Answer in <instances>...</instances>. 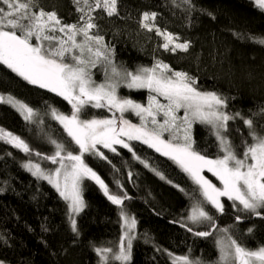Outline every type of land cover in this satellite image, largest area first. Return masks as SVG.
<instances>
[{
	"label": "trees",
	"instance_id": "16d2710c",
	"mask_svg": "<svg viewBox=\"0 0 264 264\" xmlns=\"http://www.w3.org/2000/svg\"><path fill=\"white\" fill-rule=\"evenodd\" d=\"M35 8L56 12L65 24L77 23L81 15L73 0H35ZM145 12L157 14L155 21H147L155 25L152 31L141 26ZM92 16L98 34L114 50L118 67L135 71L162 61L175 71L186 72L196 79L198 90L226 97V111L252 119L255 130L264 135V113L260 112L264 108V46L249 39L264 38V11L253 0H191V6L185 0H117V14L108 16L100 8ZM155 28L179 37V42H189V50H165L164 37ZM0 94L11 95L38 113L35 121H26L12 105L0 104V128L20 137L30 149L25 152L0 139V264H103L95 249L116 248L123 234L120 208L136 222L130 259L120 263L108 254V264H172L173 255L215 264L219 259L216 237L222 229H228L246 248L264 246V208L258 210L260 215L239 211L227 197L221 198L222 213L205 204L217 225L212 235H194L210 230L207 222L197 226L188 221L195 199H202L198 186L173 160L138 140L128 141L132 152L118 144L113 145L116 152L101 148L106 160L83 154L85 164L104 181L109 194L127 198L122 205L113 204L100 185L86 177L81 183L84 207L74 217L77 232H73L68 203L52 184L24 165L33 161L48 171L56 168L45 159L56 151L51 139L79 153L50 111L55 108L69 115L71 105L27 83L4 65H0ZM128 94L145 103L149 93ZM109 114L107 109L88 107L82 118ZM125 118L137 120L131 113ZM224 135L237 154L243 153L244 141L251 142L249 129L239 117L228 122ZM192 136L202 155L209 159L223 155L207 126L195 123ZM206 175L218 184L215 176Z\"/></svg>",
	"mask_w": 264,
	"mask_h": 264
},
{
	"label": "snow or ice",
	"instance_id": "6c2138e0",
	"mask_svg": "<svg viewBox=\"0 0 264 264\" xmlns=\"http://www.w3.org/2000/svg\"><path fill=\"white\" fill-rule=\"evenodd\" d=\"M73 3L81 15L77 23L65 24L54 11H37L35 0H0V4L6 6L0 7V65L6 66L27 83L55 93L71 105L69 115L55 108L50 111L63 125L71 141L78 146L79 154H73L64 144L51 139L56 151L45 159H50L53 164L59 163V167L50 173L43 172L39 165L25 167L29 170L35 168L33 175L53 184L60 195L69 201L72 231L77 232V229L71 214L79 213L84 207L81 198V182L84 178L94 179L113 204L122 205L123 199L127 198L110 195L104 181L82 159L83 153L88 152L106 160L107 157L97 145L116 152L113 145L118 144L132 152L129 143L122 137H127L129 141H141L169 157L198 186L196 191L202 199H195L188 221L197 226L207 222L210 230L197 231L194 235L209 237L215 231V220L206 210L205 204H210L222 213L224 205L221 197H227L239 211L260 215L258 210L264 208V135L255 130L253 120L238 112L228 113L226 97L216 92L198 90L194 77L186 72L175 71L162 61H156L152 67L139 66L135 71L118 67L113 58L114 50L98 34V26L92 16V12L100 8L108 16L117 14V0H73ZM185 3L191 6V0H185ZM254 3L264 11V0H254ZM156 15L145 12L141 26L152 31L155 25L147 21H155ZM93 29L97 31H91ZM155 30L164 37L162 47L165 50H189V42H176L179 37L162 32L159 28ZM61 33L62 36L59 35ZM249 39L264 46V38ZM97 65L101 66L104 73L102 83L93 79L92 69ZM120 87L147 90V105L120 96ZM158 97H163L166 103H161ZM3 103L15 107L26 121L35 115L31 107L11 95L0 94V104ZM88 107L107 109L112 115L110 118L84 119L82 113ZM180 110H183L182 116L178 115ZM127 112L134 113L141 123L133 124L126 119ZM260 112L264 113V108ZM237 117L248 127L251 139V142L244 141L242 154H237L231 141L224 135L228 122ZM197 122L207 126L216 137L222 156L209 159L196 150L192 127ZM165 133H168V138L164 137ZM0 139H6V142L25 152L30 151L20 137L2 128ZM141 163L149 166L144 161ZM205 170L212 173L222 187H217L207 179L203 175ZM156 175L164 179L161 173L156 172ZM121 216L130 232L135 227V219L125 217L123 211ZM188 231L192 232L193 229L189 227ZM222 231L225 236L216 240L219 251L216 264H264V246L246 248L228 234V229ZM132 238L128 235L127 246L121 242L117 252L112 248H96L95 251L101 256L103 264H108V254L115 261L127 262L130 259ZM172 264H205V261L186 255L173 257Z\"/></svg>",
	"mask_w": 264,
	"mask_h": 264
},
{
	"label": "rangeland",
	"instance_id": "374dc122",
	"mask_svg": "<svg viewBox=\"0 0 264 264\" xmlns=\"http://www.w3.org/2000/svg\"><path fill=\"white\" fill-rule=\"evenodd\" d=\"M254 1V0H253ZM2 5H0V7H1ZM39 9H41V8H38V9H36L37 11L39 10ZM45 11V10H44ZM46 12H48V11H46ZM59 35H63L62 33L61 34H59ZM176 42H179V41H176ZM171 47V46H170ZM92 74H93V79L94 80H96L98 83H102L103 81H104V73H103V70H102V68H101V66L100 65H97L95 68H93L92 69ZM96 76H100V78H98V77H96ZM130 91H139V90H134V89H128V88H126V87H120L119 89H118V94L120 95V96H122V97H127V98H130V99H133L134 97H132V96H130L129 94H128V92H130ZM149 95V94H148ZM148 95H147V97H146V101H145V103H142V102H138V101H136V102H138V103H141V104H144V105H147V103H148ZM5 96H8V95H5ZM158 99L160 100V102L161 103H166V101L164 100V98L163 97H158ZM134 100V99H133ZM15 108V107H14ZM20 112V111H19ZM34 113H35V115L33 116V118L31 119V121H35L36 119H37V117H38V113L37 112H35L34 111ZM110 113V112H109ZM127 113H131V114H133V115H135L134 113H132V112H127ZM126 114V113H125ZM111 113L109 114V115H107L106 117H104V118H110L111 117ZM117 115H119L118 113H117ZM178 115H183V110H180V112L178 113ZM136 116V115H135ZM137 117V116H136ZM158 119H162V117H158ZM128 120H130L133 124H140L141 123V120H140V118L139 117H137V120H131V119H128ZM195 124V123H194ZM193 124V125H194ZM192 129H193V127H192ZM15 136V135H14ZM164 137L165 138H168V133H165L164 134ZM127 143H128V141L129 140H127V137H122ZM97 148L101 151V148H103V146L102 145H97ZM72 152V151H71ZM88 152H85V154H87ZM73 154H76V153H74L73 152ZM79 154V153H78ZM84 154V153H83ZM83 156V155H82ZM64 163H70L69 161H64ZM24 165L26 166V165H39V167H40V169L43 171V172H45V173H50V172H54V170L56 169V168H58L59 167V163H57L56 165V168H54L53 170H51V171H48V170H45L44 168H43V166L41 165V164H38L37 162H33V161H27V162H25L24 163ZM27 168V170H29V168L28 167H26ZM32 174H33V172L35 171V168H32L31 170H29ZM206 172H208L207 170H205L204 172H203V175L207 178V175H206ZM208 173H210V172H208ZM210 174H212V173H210ZM34 176H36V177H38L37 175H34ZM39 178V177H38ZM41 179H43V178H41ZM85 179V178H84ZM83 179V180H84ZM45 180V179H44ZM82 180V181H83ZM217 180V179H216ZM47 181V180H46ZM213 184H215L217 187H222V185H221V183H220V181L219 180H217L218 181V184H216L215 182H213L212 180H210ZM82 183V182H81ZM51 184V183H50ZM53 185V184H52ZM54 186V185H53ZM55 187V186H54ZM62 187H63V177L61 176V189H62ZM56 188V187H55ZM57 189V188H56ZM58 191V190H57ZM59 192V191H58ZM59 194H60V192H59ZM62 197V196H61ZM63 198V197H62ZM81 198H82V200H83V197H82V189H81ZM222 198V197H221ZM220 198V199H221ZM64 199V198H63ZM65 200V199H64ZM66 201V200H65ZM67 203H68V206H69V201H66ZM84 202V201H83ZM222 202V201H221ZM238 203V202H237ZM121 209V212L123 211L124 212V214H125V217H128V218H132L131 217V215H129L128 213H127V211L126 210H124V209H122V208H120ZM77 214L78 213H73V214H71L72 216H73V218L75 217L76 218V216H77ZM120 217H121V224H122V229H123V234H122V236H121V239L117 242V245H116V248H114L113 249V251L114 252H117L118 250H119V245L121 244V242H123L124 243V245L125 246H127V244H128V235H131V237H133V235H134V230H135V227L134 228H132L131 229V231L129 232V229H128V225L125 223V219L121 216V213H120ZM74 218V219H75ZM217 227V225L215 226V228ZM220 231V232H219ZM218 231V234H217V237H216V240L218 239V238H220V237H223V236H225V233L223 232V231H221V230H219ZM126 233L128 234V235H126ZM111 255V254H110ZM175 256H181V255H173V256H171V258H172V260H173V257H175ZM216 264V263H215Z\"/></svg>",
	"mask_w": 264,
	"mask_h": 264
},
{
	"label": "bare ground",
	"instance_id": "6f19581e",
	"mask_svg": "<svg viewBox=\"0 0 264 264\" xmlns=\"http://www.w3.org/2000/svg\"><path fill=\"white\" fill-rule=\"evenodd\" d=\"M216 226V225H215ZM110 255V254H109ZM111 256V255H110ZM120 263H123V262H120Z\"/></svg>",
	"mask_w": 264,
	"mask_h": 264
}]
</instances>
